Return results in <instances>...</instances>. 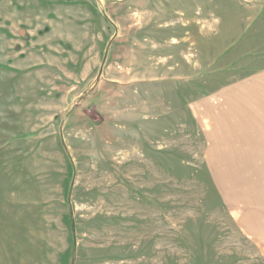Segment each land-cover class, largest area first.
I'll use <instances>...</instances> for the list:
<instances>
[{
	"label": "rangeland",
	"instance_id": "1",
	"mask_svg": "<svg viewBox=\"0 0 264 264\" xmlns=\"http://www.w3.org/2000/svg\"><path fill=\"white\" fill-rule=\"evenodd\" d=\"M0 264H264V0H0Z\"/></svg>",
	"mask_w": 264,
	"mask_h": 264
},
{
	"label": "water",
	"instance_id": "2",
	"mask_svg": "<svg viewBox=\"0 0 264 264\" xmlns=\"http://www.w3.org/2000/svg\"><path fill=\"white\" fill-rule=\"evenodd\" d=\"M102 13H103L105 16H107L105 10H102ZM109 21L113 24V22H112L110 19H109ZM116 35H117V33H116ZM116 35L114 36V38L116 37ZM114 38H112V39L109 41V43H108V46H107V49H106V55L109 53V49H110V47H111V45H112V43H113ZM105 60H106V57H105L104 62H103V64H102V68H103V66H104V64H105ZM101 75H102V69H101V72L99 73V75L97 76L95 82L92 84V86H91L89 89H87V90L85 91L83 97H85V96L87 95V93H89L90 91H93V90L96 88V86L98 85V83H99V81H100V79H101Z\"/></svg>",
	"mask_w": 264,
	"mask_h": 264
}]
</instances>
